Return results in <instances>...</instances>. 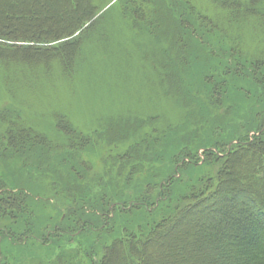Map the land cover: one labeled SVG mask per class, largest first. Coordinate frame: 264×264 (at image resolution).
Returning <instances> with one entry per match:
<instances>
[{"label": "trees", "instance_id": "1", "mask_svg": "<svg viewBox=\"0 0 264 264\" xmlns=\"http://www.w3.org/2000/svg\"><path fill=\"white\" fill-rule=\"evenodd\" d=\"M116 2L107 7L97 19L106 1L0 0V43L3 41L6 45H14L13 53L17 52L20 60L28 66L40 62L47 66V59L36 61L43 57L28 58L25 55L34 48H39L31 44L35 40H21L27 41L28 44L18 45L14 42L20 40H9L10 32L7 30L12 25L14 27L20 24L28 25L32 19L30 13L36 14L37 8L45 10L46 7H49L50 13L52 12L55 16L58 14L67 16L69 13L70 16L64 20V25L60 26L54 34L55 37L45 39L44 43L59 41L77 31L84 33L89 30L88 28L91 29L93 22L99 21L107 13L104 21L110 20L108 17L114 11L110 8L116 6L119 18L129 23L130 33L140 36L148 34L145 38L141 36L146 41V51L150 49L152 54L164 55L167 62L170 60L169 54L173 49L170 43L163 41V36L170 29L175 30L179 37L183 32L185 42H188L192 50L194 47L195 52H192L195 57L204 62V70L200 75L192 76V79L191 70L188 71V75L168 70L169 74H165L167 75L165 79H167V87L180 102L187 100V104L194 107L193 112L191 113V110L189 112L191 119H186L184 124L178 126L168 123L163 128L165 130L158 134L153 130L140 134L144 126L152 127L155 122L153 119L142 120L143 126L141 125L140 128L136 127L139 124L135 120L131 126L126 124L116 127L110 135L101 137L98 133L96 139L87 137L94 135L93 131L86 136L83 132L77 131L76 138L84 146L76 148L72 145L64 149L47 142L41 159L34 163L35 167L32 166L31 161L29 164L26 161L23 162L27 165L26 171L13 168L14 162L10 156L0 157V208L14 213L16 211L6 207L4 203L11 204L15 203L13 200H18L22 210L25 209L23 202L27 204V214H23L22 221L12 223L16 226L15 231L9 227L10 233H16L14 236L17 242L13 244L23 245V237L28 232L23 228L26 223L31 226V232H34L33 228H37L34 234L37 233L38 228H41V223L32 212L37 210V205L41 201L44 205H48L46 203L48 199L45 200L44 196L48 192H53L51 194L53 200H64L62 198L64 196L67 197L64 201L69 200L67 213L63 217L66 222L54 226L56 236L53 239H59L62 236L68 239L69 234L77 233L80 238V251L91 259V264H108L106 260L109 252L104 253L100 261L93 258L101 238L104 241L103 244L107 243L105 241H110L104 248L110 247L113 251L116 249L115 245L118 246L116 255L121 264H264V233L259 232L258 228L261 225L254 223L255 215L252 211L255 206L258 217L264 220V199L259 200L256 196L257 192H260L264 198V177L263 182H250V179L254 180L252 176L254 173L259 174L260 171L264 173V0H117ZM137 10L140 13H137ZM46 16V18L49 17V15ZM39 22L36 26L38 33L43 31L44 26H46L45 30L50 31L44 18L39 17ZM60 34L61 36H58ZM101 37L103 36H100L102 40ZM94 39L95 44H100V40L97 42V39ZM129 41L132 42V39ZM129 41H127L128 44ZM198 41L202 44L196 46L191 44ZM76 43L75 40H64L55 43L57 46L52 45L50 49L65 47L68 57L74 59ZM50 49L47 48V50ZM213 55L221 56V58L215 59ZM19 57L6 58L17 64L16 60ZM59 59L62 63L61 57ZM15 63L12 65H16ZM219 69H222V73L229 71L230 74L220 76ZM213 71L216 73H211ZM230 75L234 83H237L236 87L219 88L221 85L218 83L220 86L213 88L208 94L199 95L198 88L204 89L208 77L225 82ZM188 79L197 83L198 88L184 89L182 92L180 84L183 85ZM24 89L34 91V89ZM132 100L133 97L126 95V103L130 104ZM120 104L118 101V105ZM123 104L124 102L121 105ZM253 115L254 123L258 126L256 136H251L254 127L249 126V118ZM148 120L152 124L149 122V125ZM242 122L246 124L239 136L232 127ZM185 124L187 126H184ZM135 128H139V133L132 136ZM224 129L227 133L224 137L226 143L216 138V134ZM123 132L128 133V136L116 141V148L106 150L105 147L112 145L107 139L118 137L120 133L124 134ZM38 135L27 129L19 131L16 135L10 133L7 144L0 137V148L3 149L8 145L10 139L13 144H16L14 136L42 141ZM235 140L237 143L234 142ZM96 141H99L98 145H100L99 164L106 163L107 157L110 156L115 159V163L120 157L119 165L115 167L116 171L112 175L107 173L109 181L103 179L105 174L101 176L93 171L96 182L83 183L82 180H86L92 172L90 161L92 163L95 161L94 155L92 156L87 149L90 144L96 146ZM188 146L191 147L189 150H187ZM224 148L230 152L226 150V153L222 150ZM51 149L57 152L60 160L70 159L71 172L77 173L79 177L82 175V178L74 181L71 176L63 175V172L57 168L54 169L53 178H49L44 168L47 166ZM200 150L209 160L212 153L214 158L218 157V152H225L227 156L231 152L238 153L232 160L243 162L246 158V161L250 163L249 171L241 174L242 178L238 179L239 182H236L233 177L232 180H223L218 177L216 188L208 187L215 193L209 198L208 195L211 192L207 194L206 200H202L206 197L203 196L204 185L195 189L191 186L189 187L190 197L186 201L184 193L169 189L167 180L173 179L172 175L176 173L175 166H178L179 161L182 160V164L185 165L184 159L197 157ZM26 153L23 151L19 154V161ZM2 166L9 168L6 174L3 173ZM166 167L168 171H165ZM255 183L259 186L254 185ZM6 200L8 202H5ZM191 204L197 207L195 209L197 214L194 210L189 212L187 206L191 207ZM181 207L184 211L182 209L177 214L175 210H180ZM191 214L194 215L190 218ZM184 216L187 217L188 225L180 231V220ZM197 223L200 229L194 232L192 227H196ZM48 224H45L43 228L47 230ZM11 241L14 242L13 236ZM34 244L32 245L36 246ZM60 246L56 244L57 253L50 248L49 253L43 254L41 260L44 262L51 258L50 255H54L57 264H64L67 260H74L78 256L72 251L58 253ZM9 247L6 251L9 256H5L4 263L1 261L2 264H13L17 254L24 257L28 253L22 246L19 247L21 250L10 244ZM45 249L43 248L42 251ZM208 251L210 255H206ZM30 253H33V250H30ZM28 256L30 257L29 254Z\"/></svg>", "mask_w": 264, "mask_h": 264}, {"label": "rangeland", "instance_id": "2", "mask_svg": "<svg viewBox=\"0 0 264 264\" xmlns=\"http://www.w3.org/2000/svg\"><path fill=\"white\" fill-rule=\"evenodd\" d=\"M101 1H106V4H104V7H102L103 9L97 15V19L107 7L117 3V0ZM116 7L110 8L114 9L113 13H111V18L108 17L110 20L104 21L108 15L107 13V15H104V17L106 16L105 18L102 17L99 21L93 22L91 29L88 28V31L84 33H82V31H77L68 37L50 43H44L43 41L47 38L50 39L55 37L54 34L60 29V26L62 27V25H64V20L69 18L70 13L67 16L64 14L55 16L52 12L50 13L49 7H46L45 10H39L37 8L36 14L30 13V18L32 19L28 22V25L23 26L20 24L17 27L12 25L7 28L10 32L9 40H20L14 42L18 45L28 44L27 41L21 40H35V42H31V44L39 48H34L29 54L26 53L25 55H27L28 58L43 57L36 60L39 62L43 59H47V66H45L43 62L33 63V65L28 66L20 60L17 52L16 54L13 53L14 45H6L3 41L0 43V137L4 139L7 144L10 133L11 135L12 133L16 135L19 131L27 129L32 131L33 134H39L38 136L42 139V141L37 142L31 140L30 137L24 139L22 136H14L16 144H13L12 139H10L8 145L4 146L5 149L0 148V157L4 158V155L10 156L12 162H14L13 168H21L26 171V163L29 164L30 161L32 166L35 167L34 163L41 159L47 142L54 145L56 144L58 147L64 149L72 145L76 148L77 146H84V144L78 142V138H76L77 131L83 132L85 136L93 131L92 134L94 135H88L87 137L96 139L98 133L101 137L110 135L116 127H121L126 124L131 126L132 123H135V120L136 123L139 124V126L137 125L136 127L140 128L141 125L143 126L142 120L153 119L155 120L153 124L148 120V123L150 122L152 127L146 128L144 126L142 128L144 130H142L140 134L152 130L154 133L158 134L165 130L163 128L168 125V123H173V126H178L184 124L186 119H191L189 112L191 110L192 113L194 107L188 105L187 100L180 102L169 87H167L168 83L165 78L169 74L168 70L183 72L185 75H188V71L190 72L191 70V79L192 76L195 77V74L200 75V73H202L205 65L202 59H197L195 57L193 53L195 52L194 47L192 50L190 45L188 46V42H185V35L183 32H181L179 37L175 30L170 29L166 35L163 36V41L170 43L173 49L171 54H169L170 58L168 57L170 60L167 62L164 55L157 56L154 53L152 54V50L150 49L146 51V41L143 38L148 34L141 35L142 38L140 35L136 34L135 31L136 35L130 33L129 23L119 18V11ZM137 13H140V11L137 10ZM46 15H49V17L46 18ZM39 17L44 18L50 31L45 30L46 26H44L43 31H39L38 33V30H36L38 28H36V26L40 23ZM58 36H61V34ZM100 36H103L101 37L102 40ZM82 38L83 41H81ZM94 38L97 39V42L100 40V44H95ZM129 39H132V42L129 41ZM64 40H75L77 42V50L75 51L74 59L68 57L69 54L66 53L65 47L60 46L56 49H50L52 45L57 46L55 43ZM127 41L130 43L128 44ZM101 43L103 45H101ZM191 44L196 46L202 43L198 41L192 42ZM47 48L50 50H47ZM6 57L19 58L16 60V64L15 61ZM59 57H61L62 63ZM213 58L220 59L221 56L213 55ZM13 63L16 65H12ZM221 70L222 69L218 70L220 76L223 74H230L229 71L222 73ZM207 71L209 72L210 70L208 69ZM211 73L216 72L213 71ZM115 74L117 75L116 77ZM218 83H220L221 86ZM180 85L182 92H184V89L195 90L198 88L196 87L197 83L195 84L194 81L190 79L184 81L183 85ZM217 86H220L219 88L228 86L229 89H232L237 86V83H234V79H232L231 75L227 77L225 82H219L216 78L210 76L206 79L204 89L198 88V93L200 96L202 94H208ZM24 88L34 89V91ZM126 95L130 96V98L133 97L130 104L126 103ZM118 101L121 104L124 102V104L118 105ZM249 120L250 125H248L254 127L251 136H256L258 134L256 132L258 126L254 123V115L252 118H249ZM245 124V122L235 124V127L233 125L232 129L241 136V132H243L241 130L244 129L243 127ZM184 126H187V124ZM139 128L134 129L135 133L132 132V136L139 133ZM203 128L205 127L203 126ZM123 133L124 134L120 133V136L115 138L108 136L109 138L107 137V140L112 143V145L109 144L108 148L105 147V149L109 151L111 148H116V141L118 142L119 139L128 136V133ZM21 134H23V132ZM225 134H227L226 129L216 134L217 140H223V142L226 143V139L224 138ZM234 142L237 143V140ZM95 144L96 146L90 144L89 149H87L92 156L94 155L95 161L94 163L90 161L92 164L89 163V165H91L90 170H92V172L86 180H82L83 183L96 182V177L92 174L93 171L98 172L101 176L105 174L103 179L109 181L107 173L112 175L113 172L116 171L115 167L119 165L118 162L120 157H118L115 163V159H112L110 156L107 157L108 161L106 163L99 164V141H96ZM190 148L191 147L188 146L187 150ZM51 150L52 152L49 154L50 157L47 161V166L44 168L46 175L48 177L50 176L49 178H53L52 174H55L54 169L56 168L61 170L63 175L71 176L74 181H78L80 177L82 178V175L79 177L77 173L71 172V167H69L71 163L70 159L60 160L59 155L56 154L57 152L54 151V149ZM222 150L226 152L227 148ZM23 151L27 153L23 155L24 157H21L19 161L18 156ZM225 152H218L217 158H214V154L212 153L211 159L209 160V158L205 156V153L200 150V154L197 157L191 158L195 160L184 159V162H186L185 165L182 164V160L179 161L178 166H175L176 173L172 175L173 179L167 180L169 189H175V191L178 190L179 193H184L183 196L186 197L187 201L189 199L188 197H190L189 187L192 186L195 189L197 187L201 188V185H204L203 189L205 191L203 196L205 195L206 197L202 198V200H206L207 194L211 192L210 189L216 188L218 177L223 178V180H232L233 177L236 182H239L238 179L242 178L241 174L249 171L248 168L250 163L246 161L245 157L243 162H236L232 160V158L238 153L234 154V152H231V154L227 156L228 154ZM229 152L230 150L228 153ZM219 157L221 158L218 159ZM256 157L257 155L254 156V162ZM24 161H26V163L23 164ZM38 167L40 168V164ZM3 169V173L6 174V170L9 168L4 167ZM145 171H147V169ZM165 171H168L167 167ZM252 176L254 180L250 179V182H263V172L260 171L259 174L254 173ZM254 185L259 186L257 183ZM210 186L211 188L209 189L208 187ZM52 193L53 192H48V194L44 196L45 200L48 199L46 201L48 205H44L41 201V203L37 205V210H32L33 216H37L38 221L41 223V228H38L37 233L34 234L37 228H33L34 232H31V226L28 225V223L23 226V228L28 231L26 236L23 237V245L13 244L17 242L14 236L16 233H10L11 230H8L9 227H12L15 231V222H18V220L22 221L23 214H27V204L23 202V205L25 204V209L22 210V205L18 200H13L15 203L11 204L4 203L6 207L16 211L14 213L7 212L5 209L0 208V264H2V262L4 263L5 256L8 253H6V251L10 248L9 244L18 248L22 246L26 249V252H28L24 257L17 254L13 264H57L54 255H50L51 258L44 262L41 260L42 255L49 253L50 248L57 253L56 244L61 245L58 247V253L72 251L74 254H78L74 260H67L66 263L62 260L64 264L92 263L91 259L80 251V238H78L77 233L69 234L70 237L68 239L66 236H62L59 239L56 238V242L53 239L56 236V233H54V226H56V224L59 226L66 222L63 217L67 213L66 209L69 206V200L68 202L64 201L67 198L66 196L62 197L64 200L61 201L53 200L51 197ZM213 193H215V191L211 192L208 198L211 197ZM254 194L255 192L252 196H254ZM256 196L259 200L263 201L264 198L261 196L260 192H257ZM250 198L252 197L250 196ZM5 202L8 201L6 200ZM249 206L253 208V206ZM187 208H189V212L193 210L195 212V209H197L193 204H191V207L187 206ZM182 209L183 207L175 211L178 214ZM182 211H184V209ZM252 211L255 215L254 223L260 224L261 226L258 228L259 232L264 233V220L258 217V211L255 206ZM195 213L197 214V212ZM192 215L194 214H191L190 218ZM167 221L170 222V220ZM185 223L186 220L180 222V231L184 230L186 225H188V223ZM45 224L49 225L47 230L43 228ZM198 224L199 223H197L196 227H192L194 232L199 231L198 228L200 229V227ZM12 236L14 237V242L11 241ZM44 239L45 241H43ZM97 239L100 238L97 237ZM103 242L101 238L93 258L96 261H100L103 254H108L109 252V257L106 260L107 263L121 264L119 257L116 255L118 246L115 245L116 249L112 251L113 248H104L108 246V242L110 241H105L107 243L104 244ZM33 243L38 246L37 249L36 246L32 245ZM43 248L46 249L42 251ZM19 250L21 249L19 248ZM30 250H33V253H30ZM207 254L210 255V252H206V255Z\"/></svg>", "mask_w": 264, "mask_h": 264}, {"label": "bare ground", "instance_id": "3", "mask_svg": "<svg viewBox=\"0 0 264 264\" xmlns=\"http://www.w3.org/2000/svg\"><path fill=\"white\" fill-rule=\"evenodd\" d=\"M186 218H187V217L184 216V217L181 218L180 221H182V220H186ZM180 221H179V222H180Z\"/></svg>", "mask_w": 264, "mask_h": 264}]
</instances>
